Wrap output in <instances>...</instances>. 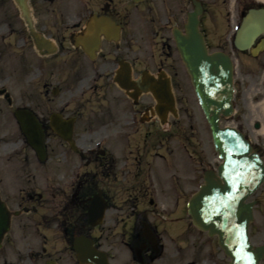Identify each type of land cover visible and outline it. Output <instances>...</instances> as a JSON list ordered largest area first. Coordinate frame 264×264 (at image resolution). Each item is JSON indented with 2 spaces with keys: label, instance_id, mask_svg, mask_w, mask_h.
<instances>
[{
  "label": "flooded vegetation",
  "instance_id": "af4514ba",
  "mask_svg": "<svg viewBox=\"0 0 264 264\" xmlns=\"http://www.w3.org/2000/svg\"><path fill=\"white\" fill-rule=\"evenodd\" d=\"M11 1L6 8L0 0V121L15 127L0 135V202L10 220L0 264H89L90 249L110 264H182L184 253L185 264H219L210 251L194 256L199 230L189 210L199 188L198 131L181 120L180 88L190 77L174 31L185 32L194 0H163L161 12L148 6L139 23L129 7L150 0H31L30 25ZM262 6L224 0L233 25L224 44L213 50L204 34L210 51L233 60L237 110L226 122L264 158V32L240 40L247 48L235 42L244 15ZM13 75L17 90H6ZM143 76L158 85L168 76L171 93L161 87L159 99L126 87ZM243 90H255L250 115L239 110ZM18 110L40 123L44 158Z\"/></svg>",
  "mask_w": 264,
  "mask_h": 264
},
{
  "label": "water",
  "instance_id": "95a60500",
  "mask_svg": "<svg viewBox=\"0 0 264 264\" xmlns=\"http://www.w3.org/2000/svg\"><path fill=\"white\" fill-rule=\"evenodd\" d=\"M22 14L30 21L28 0H15ZM264 10L251 12L264 13ZM203 7L195 1V8L189 12L187 34L176 32V39L182 58L192 77L197 97L209 122L215 149L222 162L218 173L208 170L192 203L195 224L209 235L218 236L221 248L229 256L226 264H261L264 259V245L251 243L249 227L253 221L255 201L247 199L264 181V163L254 152L249 141L235 127H221L222 116L233 113V63L223 52L209 53L203 33L200 31V15ZM253 15L249 14L245 30L252 28ZM153 79H143L139 84L157 94L161 87L170 90V80L162 85H153ZM23 131L29 142L38 150H44L43 132L33 114L17 112ZM58 131L59 127L54 126ZM62 135L66 133L61 132ZM66 137V136H65ZM8 215L0 202V238L8 227ZM78 246V245H77ZM93 264H109L105 254L93 251L86 257Z\"/></svg>",
  "mask_w": 264,
  "mask_h": 264
},
{
  "label": "rangeland",
  "instance_id": "374dc122",
  "mask_svg": "<svg viewBox=\"0 0 264 264\" xmlns=\"http://www.w3.org/2000/svg\"><path fill=\"white\" fill-rule=\"evenodd\" d=\"M202 1L204 2L203 4L205 10L201 16V29L208 38L207 40L210 45V48L214 50L217 49L219 45L224 44L223 41L226 39V36L230 32L233 25L231 24V22H229V18L225 14L224 0H202ZM162 2L163 0H150L146 4L140 5V7H129V9L136 14V22L139 23L138 22L139 16L146 15V9L148 8V6H151L157 11L160 10L161 12L163 10ZM67 3L68 0H56L54 4H52L51 6H59V5L60 7L69 6ZM118 3L120 5V0H118ZM30 5L31 7L37 6V3L32 4V2H30ZM3 6H5L6 8H8L9 6L14 7V4L11 0H5ZM38 6H48V5L38 2ZM231 18L233 19V15L231 16ZM159 49H161V44H159ZM149 52L151 54L152 50H150ZM142 53L145 54L144 51H142ZM9 54H11V52ZM183 77L184 78L182 80V88H180V90H182L183 92L182 105H181V114H182L181 120H182V124L183 122L190 121L193 122L195 126H197L198 138L196 139L198 141V153H199L198 175H199V183H200L202 182V174H203L202 170L207 167L208 168L216 167L220 162V160L217 156V153L214 150L210 129L205 119V116L200 108L197 99L194 96L193 90L190 89V85L188 84V79L186 78V75L184 74ZM15 82H16L15 76L13 75L11 81L5 87L6 90H17ZM249 84H252V82H249ZM254 91L255 90H243L241 92L242 96L245 97L247 106L244 107L241 104L239 106V110L241 112L244 111L247 115H250L251 109L248 106V104L252 101V98L254 97L255 94ZM261 95L264 96L263 90L259 93V96ZM186 99H189L191 104L185 103L188 102ZM235 117L237 120V115H235ZM14 128H15L14 126L11 127L10 124L6 126L5 124L2 123V121H0V135L1 133H6L9 131V129H14ZM251 199L257 200V204L255 205L254 208V221L251 224V239L252 242L256 245L264 244V184L251 197ZM197 235H198V247L194 256H197L196 259L198 262L205 257L203 256L204 252H209V251L212 253L214 260H217L219 264H223L227 260L223 252L218 248L216 238H210L207 236L206 233L201 231H198ZM187 257H189V254L184 253L181 258L182 264H185V260Z\"/></svg>",
  "mask_w": 264,
  "mask_h": 264
},
{
  "label": "bare ground",
  "instance_id": "6f19581e",
  "mask_svg": "<svg viewBox=\"0 0 264 264\" xmlns=\"http://www.w3.org/2000/svg\"><path fill=\"white\" fill-rule=\"evenodd\" d=\"M261 21H263V19H260Z\"/></svg>",
  "mask_w": 264,
  "mask_h": 264
}]
</instances>
